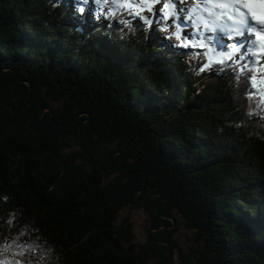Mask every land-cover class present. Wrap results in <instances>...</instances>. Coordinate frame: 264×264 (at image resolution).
Instances as JSON below:
<instances>
[{
    "label": "trees",
    "instance_id": "1",
    "mask_svg": "<svg viewBox=\"0 0 264 264\" xmlns=\"http://www.w3.org/2000/svg\"><path fill=\"white\" fill-rule=\"evenodd\" d=\"M80 1L0 0V260L264 264L263 67Z\"/></svg>",
    "mask_w": 264,
    "mask_h": 264
},
{
    "label": "snow or ice",
    "instance_id": "2",
    "mask_svg": "<svg viewBox=\"0 0 264 264\" xmlns=\"http://www.w3.org/2000/svg\"><path fill=\"white\" fill-rule=\"evenodd\" d=\"M160 2L161 0H140L139 3H129L128 0H124L118 7L138 9L135 12L136 16H141V13L146 9L157 18L164 20L170 17H182L185 12H188V19L195 22L198 39H185L181 41V44L183 47L191 45L192 47L206 49L203 52V57L206 58L207 62L203 63L200 71H204L217 63L224 66L215 69L219 72H223L225 67H239L242 74L253 72V87L256 86L254 66L264 58V5L261 6V11L257 14L255 11L256 5L252 0H197V3L191 9L184 6L185 0H163V9H156L155 4ZM188 2L190 3V0ZM161 11H163L162 17L160 16ZM141 18L145 19L148 24L152 23L147 17ZM173 24H175V31L172 34L175 35L177 40H180L181 25L175 19ZM164 27L167 30L168 25ZM184 27H188V25L186 24ZM217 31L226 34L229 39L233 37H240L241 39L229 47L224 45L218 37L210 35ZM253 36L255 39H253ZM247 79V75H244L245 84ZM260 97L258 106L264 104V92L260 93ZM18 241L19 237L10 242L5 241L0 254L15 249L14 257H23L25 252L35 251L38 248V245L34 246L27 242L21 243ZM0 264H12V261L4 259L0 260ZM15 264H21V261L16 259ZM28 264H31V261Z\"/></svg>",
    "mask_w": 264,
    "mask_h": 264
},
{
    "label": "rangeland",
    "instance_id": "3",
    "mask_svg": "<svg viewBox=\"0 0 264 264\" xmlns=\"http://www.w3.org/2000/svg\"><path fill=\"white\" fill-rule=\"evenodd\" d=\"M100 1H102L103 3H108L112 9H116L119 4L124 2V0H100ZM128 2L129 3H139L140 0H128ZM193 2H195V1L190 0V3H189L188 0H185L184 6L188 9H191V7L193 6V4H192ZM86 3H87L86 4V12L84 14H82V16H84L85 18L89 17L90 19H92L93 17L91 15V9H93V7L95 5L94 0H86ZM154 7L156 9H163V0H161L160 3L155 4ZM130 10H134V15H135V12L138 11V9H134V8L130 9ZM183 15H185V19L187 21H190V22H188V23L185 22V20H183L181 18V16H179V18L176 19L177 23H179V24H181L183 22H185L186 24L192 23V20L188 19V12H185ZM160 16L161 17L163 16V11H161ZM135 17H137L138 20L141 19L144 21H145V19H142L141 17H147L149 20L153 21V20H155L156 16L152 12H149L145 9L141 13V16L135 15ZM192 24H193L192 27H189V25L187 27V29H190V31L188 32L187 35L189 38L198 39V37L196 36L197 28H195L194 22ZM210 35H212L214 37H218L215 34H210ZM263 61H264V58L261 59V62H260L261 65H264ZM26 84L29 86L30 83L28 81H26ZM124 217L129 218V220L133 223L135 231L137 232V239L135 240V242L143 241L145 238V231L147 228L145 212L143 210H130L128 208H125L121 211L120 220Z\"/></svg>",
    "mask_w": 264,
    "mask_h": 264
},
{
    "label": "water",
    "instance_id": "4",
    "mask_svg": "<svg viewBox=\"0 0 264 264\" xmlns=\"http://www.w3.org/2000/svg\"><path fill=\"white\" fill-rule=\"evenodd\" d=\"M28 88H29V91L31 90V85L29 84V86H28ZM29 97V96H28Z\"/></svg>",
    "mask_w": 264,
    "mask_h": 264
}]
</instances>
